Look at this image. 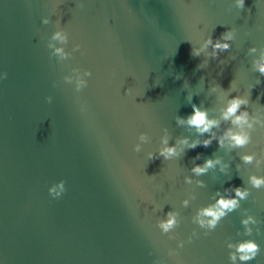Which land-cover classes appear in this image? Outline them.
Instances as JSON below:
<instances>
[{"label": "water", "instance_id": "water-1", "mask_svg": "<svg viewBox=\"0 0 264 264\" xmlns=\"http://www.w3.org/2000/svg\"><path fill=\"white\" fill-rule=\"evenodd\" d=\"M58 26L64 61L47 46ZM229 29V50L191 55ZM262 54L264 0H0V264H232L227 245L248 239L260 251L246 264H264V186L249 183L264 177V76L252 67ZM74 68L92 73L79 92L64 81ZM235 96L250 100L244 147L222 116ZM193 105L218 122L203 135L177 122ZM172 146L177 156L149 160ZM206 159L214 166L194 173ZM233 187L247 197L201 227V210ZM167 212L178 226L163 233Z\"/></svg>", "mask_w": 264, "mask_h": 264}, {"label": "clouds", "instance_id": "clouds-1", "mask_svg": "<svg viewBox=\"0 0 264 264\" xmlns=\"http://www.w3.org/2000/svg\"><path fill=\"white\" fill-rule=\"evenodd\" d=\"M245 4V0H236V7L243 9ZM82 7V5H80ZM44 24H48L50 21L48 18H43L42 21ZM57 25H59V21L57 22ZM233 30L229 29L226 32H224L219 38L213 39L210 35L207 40L202 45L201 49L192 48L191 49V55L193 57H198L200 55V51L203 49H206L207 47L211 46L213 49L212 56L215 58L217 56V51H227L230 49V44L226 41H229L233 38ZM68 33L64 31L62 28H57V30L52 34V36L49 38L48 42V48L52 49V55L56 56L58 60L64 61L68 59L71 56L70 52H66L63 47H56L54 42H59L61 45L68 43ZM80 49V45L76 44L73 48V51H77ZM250 52L256 51V49L253 47L249 50ZM199 67V65H198ZM253 70L255 72H258L261 76H264V54L260 56L258 60H254L252 63ZM72 72L76 74V79L73 80L71 76H65L64 81L66 83H73L75 82V89L77 92L81 91L83 88L87 86V80L84 79V77H89L92 75V73L89 70H83L81 71L79 68L72 69ZM6 77V73L4 74ZM257 83L259 84L260 81L258 80ZM255 87V86H254ZM51 97H46V100L50 103ZM250 100L249 97H241V96H235L231 97L228 105L226 106L225 110L222 113L223 119L229 120L231 119L232 124L236 125L238 128L241 129L239 132H233L229 130L226 135L227 138L230 139L233 147H244L250 143L251 137L248 133L244 132L243 126L247 124L249 128L252 127L251 124L248 123V112L245 108L244 111H241V106H247L249 104ZM192 113L188 115L185 119L177 118L178 123H187L190 127H195L197 131L203 135L205 132L210 131V129L213 126L217 125V121L209 120L207 111L201 110L200 108L196 107L195 105L192 106ZM239 113V114H238ZM147 137L145 133H141L139 135V140L146 141ZM212 142V137L209 139H206L202 142L203 147H209ZM218 144L223 146V141L218 140ZM165 144H167V141H164ZM181 143L186 144L189 148L195 149L200 142L194 141L191 144H188L187 139L185 138ZM134 150L136 152L140 151V145L136 144L134 146ZM178 153L176 151L175 146L172 147H165L162 149L159 153V155H154L152 153L148 154L149 160L157 159L160 156H163L165 160L170 159L173 156H177ZM196 159L200 158V154H197L195 157ZM241 159L245 163H251L253 161L252 155H244L241 157ZM218 162V161H215ZM214 166V160L213 159H206L204 161L203 166L197 164L192 168V171L196 173L197 175L203 174L206 172L208 168H211ZM249 183L259 189L262 186H264V177L259 176H250L249 177ZM66 191L65 188V182L63 180L59 181L56 184H53L49 189V195L53 198H59L64 192ZM227 191V190H226ZM233 191L235 192V196L231 198H224L220 197L215 205L209 206L208 208H205L201 210V212L198 214L199 216L208 217L207 221L204 219H198V222L201 227L207 226L209 230L215 229L217 223L219 220L224 217L228 212H231L239 207V200H243L248 195L247 189H242L241 187H233ZM177 213L173 212H167L166 213V219L159 220L157 223V226L163 233H169L171 230H173L175 227L178 226V222L176 219ZM242 225L245 226V235H251L252 229L248 227L249 223L255 224L256 220L249 216L247 219H243L241 221ZM183 246V243L181 242L180 247ZM229 249H234V251L229 253V259L232 262V264H236L237 260L241 262H248L251 260H254L259 251V245L251 239L248 240H242L235 244L229 243L228 245Z\"/></svg>", "mask_w": 264, "mask_h": 264}]
</instances>
